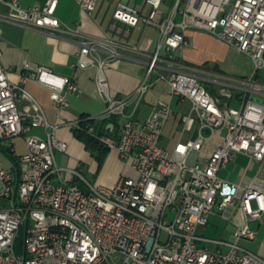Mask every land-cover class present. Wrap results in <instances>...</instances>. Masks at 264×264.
<instances>
[{"label": "built area", "instance_id": "obj_1", "mask_svg": "<svg viewBox=\"0 0 264 264\" xmlns=\"http://www.w3.org/2000/svg\"><path fill=\"white\" fill-rule=\"evenodd\" d=\"M58 2L24 8L17 0H0L7 8L0 19L54 32L62 25L55 16ZM77 2L92 12L97 0ZM145 2L149 11L143 18L127 2H118L111 15L131 27L142 20L159 32L143 80L133 92L123 99L111 96L104 67L118 53L109 49L100 58V40L82 41L74 63L81 70L95 67L96 88L106 108L64 124L83 128L82 122L98 120L115 126L113 135L84 126L135 172L111 186L91 184L81 170L57 166L55 152L65 153L67 144L53 132L28 134L49 124L22 84L9 79L0 50V142L23 136L26 148L18 172L0 161V196L7 201L0 208V264H264V258L239 245L255 238L252 223L264 226V0H175L167 12L161 8L164 0ZM190 30L206 32L246 56L251 72L236 83L217 82L218 92L211 94L195 72L174 58ZM23 68L21 82L34 80L50 91L58 110L68 107V95L77 91L74 80L30 62ZM158 80L168 85L166 100L159 101L150 118L136 119L145 94ZM22 99L31 102L30 110L19 108ZM173 99L187 101L188 110L174 112ZM167 125L175 140L171 151L159 144ZM217 134L222 137L210 155L188 164L189 155ZM238 155L248 159L239 180L221 178L219 172ZM251 164L256 170L248 175ZM63 173L70 179H63ZM210 216L233 228L228 240L198 235ZM21 230L17 254L14 242Z\"/></svg>", "mask_w": 264, "mask_h": 264}, {"label": "crops", "instance_id": "obj_2", "mask_svg": "<svg viewBox=\"0 0 264 264\" xmlns=\"http://www.w3.org/2000/svg\"><path fill=\"white\" fill-rule=\"evenodd\" d=\"M17 1L22 7L29 8L41 6L46 0ZM126 1L139 9L141 18L149 11V6L145 0ZM118 2L124 1L97 0L95 9L92 12H86L79 7L77 0H59L55 16L62 25L59 30L54 32L22 26L0 19L1 64L3 68L9 71V79L13 82L21 83L24 89L41 106L49 124L45 129L42 127L33 128L28 134L45 137L46 133L53 132L59 140L67 144L65 153L55 152L56 163L61 160L63 155L70 154L69 165L66 168L79 169L84 175L80 162H88L90 171L95 174L99 173V179L96 184L107 186L113 185L121 176H135L130 163L122 160L116 152L109 150L98 170V164L93 155L87 152L88 149L84 143L75 138L72 129L64 123L78 120L82 116H97L106 108V104L99 96L96 88L95 67L84 70L74 67L76 55L82 41L97 39L104 42V47L101 46L96 51L100 58H105L109 49L117 51L118 56L104 67L112 97L117 99L125 98L143 80L149 57L156 50L159 32L155 27L145 25L142 20L135 27L114 20L111 15ZM6 11L7 8L0 4V13L4 14ZM63 25L71 30L77 29L79 34L63 32ZM185 38L186 45L182 49L174 51V58L186 69L195 72L199 76L200 82L205 83L204 86L211 94H217V82L236 83L238 80L248 76L252 70V64L246 56L240 54L230 60L228 54L232 48L206 32L190 30L186 33ZM159 54L161 56L165 54L164 47L159 50ZM228 61H231V64L234 65L238 62L242 66V72L239 75L225 73L223 68ZM24 62L36 64L54 74L65 76L75 81L77 91L68 95L69 105L66 109L58 110L56 104L50 98V91L34 80L27 78L25 82H21V77L25 75ZM162 66L165 67L166 63L164 64L163 62ZM160 71L162 69L157 70V73ZM199 73L201 74L199 75ZM154 76L156 77V74ZM158 82H163L167 88L154 90V86ZM168 90V85L164 81H155L145 94L135 118L139 120L150 118L156 111L159 101L166 100ZM173 104L175 107H179L177 108L178 110L183 109L184 111L182 112L188 110L189 103L187 101L181 102L178 99H173L171 101L172 109ZM19 108L28 111L31 109V102L27 99H22L19 102ZM178 112L181 113V111ZM92 123L96 131H100V133L104 132V128L108 134L113 135L115 133V126L112 129L110 121L92 120ZM96 123H99L100 126L96 127ZM55 125L59 127L54 130L53 126ZM166 128L172 129L170 125H167ZM172 134L167 138L168 141L172 140ZM25 152L23 136H15L1 141V165L4 168L18 172L22 167L20 158ZM238 156L245 157L243 155ZM246 166L239 168V178ZM249 170H252L253 173L251 175H253L256 170L255 164L250 165L247 174ZM63 174V179H70L68 174ZM223 179L232 182L239 180L235 181L225 177ZM75 183L81 186L79 181L75 180ZM5 206H7V201L0 196V208ZM214 218L218 219L217 217ZM227 226L229 225L226 224V227L221 229L220 237L223 238L226 234ZM251 229L256 232L255 238L253 240H244L249 244V247L244 248L264 258V226L252 223Z\"/></svg>", "mask_w": 264, "mask_h": 264}, {"label": "rangeland", "instance_id": "obj_3", "mask_svg": "<svg viewBox=\"0 0 264 264\" xmlns=\"http://www.w3.org/2000/svg\"><path fill=\"white\" fill-rule=\"evenodd\" d=\"M175 0H164L163 4L161 5L162 10L167 11L169 10L172 5L174 4ZM240 55L239 53H237L234 49H230L229 50V58L230 60H233V58H235L236 56ZM231 61H228L224 64V71L227 74L230 75H239L242 72V66L240 64H231ZM234 63V62H233ZM201 73H199L200 75ZM203 86L205 85L204 82H200ZM166 89V85L163 82H158L155 84L154 86V90H159V89ZM177 108L179 107H175V105L173 104V111L174 112H178V111H184L183 109L178 110ZM184 113V112H182ZM96 127H99L100 124L96 123L95 124ZM173 133V129H165L163 131V135H162V139L160 140V145L165 146L167 148L168 151L172 150V147L174 145L175 140L172 139L170 141L167 140V138L169 137V135ZM222 134H217L215 136H213L212 138L208 139L205 141L204 146L202 148L201 151L197 152H192L189 157H188V164H194L195 161H200L203 162L209 155L210 153L218 146L220 140H221ZM87 152H89L90 154H92L91 150L88 149ZM70 154H65L62 156L61 160H58L57 166L61 167V168H66L69 165V161H70ZM247 164V159L245 157H241V156H236L235 160L232 162H230L226 168L222 171H220L219 176L222 178H229L232 180L237 181L239 179V175H238V170L240 167H244ZM81 168L84 170V177L92 184H96L98 179H99V173L95 174L93 172L90 171V165L88 162H80ZM253 172L252 170L248 171V174L251 175ZM64 175V174H63ZM210 224L207 226H202L198 229L197 233L199 236L201 237H206V238H212V239H217L220 238V231L221 229H224L226 227V223L221 220V219H216L213 216H210ZM233 231V228L231 226H227V232L226 234L223 236V239L228 240L230 238V233ZM22 230L17 234V237L15 239L14 242V250L17 254L20 253L21 248H22ZM240 246L243 247H249V244L242 240L239 242ZM210 247H212V245H210Z\"/></svg>", "mask_w": 264, "mask_h": 264}, {"label": "trees", "instance_id": "obj_4", "mask_svg": "<svg viewBox=\"0 0 264 264\" xmlns=\"http://www.w3.org/2000/svg\"><path fill=\"white\" fill-rule=\"evenodd\" d=\"M84 117L86 116H82V118ZM88 123L91 125L93 124L91 120L82 122L81 126L83 128H72V132L75 138L83 142L87 149L91 150L93 157L97 161L99 170L109 149L99 142L95 136L87 133L84 126ZM96 134H100V131H96Z\"/></svg>", "mask_w": 264, "mask_h": 264}, {"label": "water", "instance_id": "obj_5", "mask_svg": "<svg viewBox=\"0 0 264 264\" xmlns=\"http://www.w3.org/2000/svg\"><path fill=\"white\" fill-rule=\"evenodd\" d=\"M123 1L127 2L126 0H123ZM127 3H129V2H127ZM151 242H152V239L149 240V246H150Z\"/></svg>", "mask_w": 264, "mask_h": 264}]
</instances>
